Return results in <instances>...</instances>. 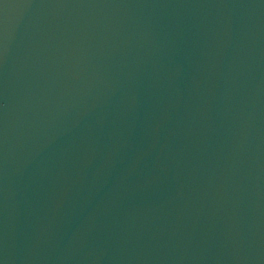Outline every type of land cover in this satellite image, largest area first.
<instances>
[{"label": "water", "instance_id": "obj_1", "mask_svg": "<svg viewBox=\"0 0 264 264\" xmlns=\"http://www.w3.org/2000/svg\"><path fill=\"white\" fill-rule=\"evenodd\" d=\"M0 264H264V0H0Z\"/></svg>", "mask_w": 264, "mask_h": 264}]
</instances>
